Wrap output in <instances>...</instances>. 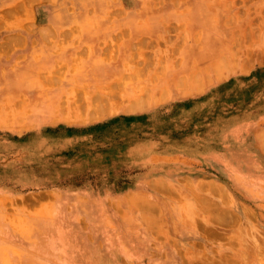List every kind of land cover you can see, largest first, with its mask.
<instances>
[{
  "label": "rangeland",
  "instance_id": "374dc122",
  "mask_svg": "<svg viewBox=\"0 0 264 264\" xmlns=\"http://www.w3.org/2000/svg\"><path fill=\"white\" fill-rule=\"evenodd\" d=\"M64 1L47 115L0 96V264H264V0ZM49 2L0 0V54Z\"/></svg>",
  "mask_w": 264,
  "mask_h": 264
},
{
  "label": "crops",
  "instance_id": "0c3cea01",
  "mask_svg": "<svg viewBox=\"0 0 264 264\" xmlns=\"http://www.w3.org/2000/svg\"><path fill=\"white\" fill-rule=\"evenodd\" d=\"M64 0H58V2H49L40 6V13L42 18L47 22H54V26H58L56 29L44 30V29H33L31 32H26L17 35V38L13 39V46L10 48L11 51H4L0 54V96L6 97V99H19L21 96H26L29 100V108L32 111V114L43 116L47 115V103L42 105L39 103L40 100L37 97V94H46L42 90L37 89H27V85H38L47 83V70L54 67V64L57 61L65 62L66 64L72 59L74 54L73 44L76 42L74 39H67L71 30H63L59 27V22L71 21L73 19H78L82 14L69 15L63 12H55V8L65 7ZM141 4L149 6H166L172 5L175 3V0H141ZM163 7L162 9L150 8V11H147L145 19L150 21L148 25L147 21H143L141 27V34L147 35L150 37L160 36L161 25L167 20L168 13H166ZM37 11L38 8L36 7ZM44 10H47V18ZM168 14V15H167ZM78 33L76 37H80L79 42L84 43V29L76 28ZM94 32V31H93ZM95 34V33H94ZM94 36L93 34H89ZM96 36V35H95ZM54 38V39H52ZM60 45V51L55 52L54 50ZM71 78H76V75H72ZM70 78V79H71ZM77 83V80H76ZM5 85H11V87L5 88ZM38 112V113H37ZM235 127L231 132L226 133L224 138L227 143L224 152H214L222 157L226 158V152L229 151V154L233 157L238 155V150L241 149L243 145L242 138V129L240 125L234 123ZM231 127V128H233ZM230 128V129H231ZM244 132V131H243ZM254 133V132H253ZM252 141L254 142L255 138L252 135ZM205 145L204 149L207 150ZM211 148V146H210ZM206 155H210L208 151H205ZM228 156V157H231Z\"/></svg>",
  "mask_w": 264,
  "mask_h": 264
},
{
  "label": "bare ground",
  "instance_id": "6f19581e",
  "mask_svg": "<svg viewBox=\"0 0 264 264\" xmlns=\"http://www.w3.org/2000/svg\"><path fill=\"white\" fill-rule=\"evenodd\" d=\"M12 88V87H11Z\"/></svg>",
  "mask_w": 264,
  "mask_h": 264
}]
</instances>
